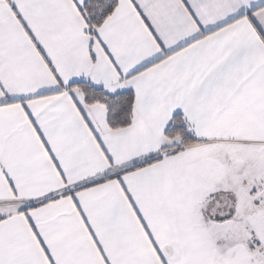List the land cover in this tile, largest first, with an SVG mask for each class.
<instances>
[{
  "label": "snow or ice",
  "instance_id": "snow-or-ice-1",
  "mask_svg": "<svg viewBox=\"0 0 264 264\" xmlns=\"http://www.w3.org/2000/svg\"><path fill=\"white\" fill-rule=\"evenodd\" d=\"M0 264H264V0H0Z\"/></svg>",
  "mask_w": 264,
  "mask_h": 264
}]
</instances>
